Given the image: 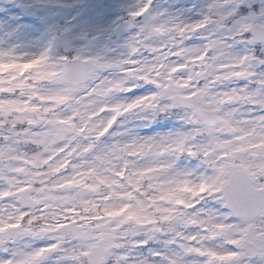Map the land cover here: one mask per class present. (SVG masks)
<instances>
[{"label":"snow or ice","instance_id":"1","mask_svg":"<svg viewBox=\"0 0 264 264\" xmlns=\"http://www.w3.org/2000/svg\"><path fill=\"white\" fill-rule=\"evenodd\" d=\"M57 6L0 0V264H264V0Z\"/></svg>","mask_w":264,"mask_h":264},{"label":"rangeland","instance_id":"2","mask_svg":"<svg viewBox=\"0 0 264 264\" xmlns=\"http://www.w3.org/2000/svg\"><path fill=\"white\" fill-rule=\"evenodd\" d=\"M66 2L72 6L66 8L57 6L53 10L60 13L57 19L61 24L71 23L78 25L76 28L77 32L84 29L94 31L96 26H107L117 14V11L111 7L114 4V0H66ZM85 6L89 7L87 16H80L73 20L76 13L83 10Z\"/></svg>","mask_w":264,"mask_h":264}]
</instances>
